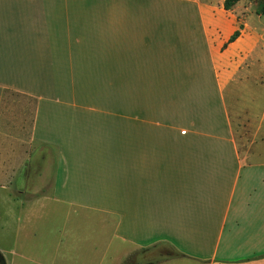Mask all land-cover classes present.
<instances>
[{"label": "crops", "instance_id": "obj_1", "mask_svg": "<svg viewBox=\"0 0 264 264\" xmlns=\"http://www.w3.org/2000/svg\"><path fill=\"white\" fill-rule=\"evenodd\" d=\"M223 4L0 0V89L54 150L0 264H264V27Z\"/></svg>", "mask_w": 264, "mask_h": 264}, {"label": "rangeland", "instance_id": "obj_2", "mask_svg": "<svg viewBox=\"0 0 264 264\" xmlns=\"http://www.w3.org/2000/svg\"><path fill=\"white\" fill-rule=\"evenodd\" d=\"M229 9L254 15L256 4L237 0ZM254 17V24L264 27V16ZM30 107L23 97L0 89V122L5 129L0 133V224L18 219L23 209L26 215L29 202L51 192L54 150L30 140ZM125 263L133 264L131 259Z\"/></svg>", "mask_w": 264, "mask_h": 264}, {"label": "trees", "instance_id": "obj_3", "mask_svg": "<svg viewBox=\"0 0 264 264\" xmlns=\"http://www.w3.org/2000/svg\"><path fill=\"white\" fill-rule=\"evenodd\" d=\"M237 0H224V8L229 9L232 4H234ZM254 1L256 4L255 12L259 15L264 16V0H251ZM239 32L235 31L229 38V41H233L237 36Z\"/></svg>", "mask_w": 264, "mask_h": 264}]
</instances>
